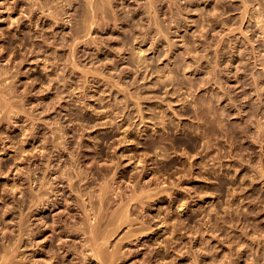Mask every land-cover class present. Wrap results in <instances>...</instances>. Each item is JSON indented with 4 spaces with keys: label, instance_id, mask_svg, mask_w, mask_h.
Listing matches in <instances>:
<instances>
[{
    "label": "rangeland",
    "instance_id": "obj_1",
    "mask_svg": "<svg viewBox=\"0 0 264 264\" xmlns=\"http://www.w3.org/2000/svg\"><path fill=\"white\" fill-rule=\"evenodd\" d=\"M33 1L0 0V91L16 112L0 113V263L28 211L31 240L44 232L14 264L54 261V220L82 217L66 183L81 171L85 193L124 192L105 200L111 264H264V0H111L90 34L87 0ZM28 173L63 181L58 208L22 210L39 188ZM141 186L132 224L109 226Z\"/></svg>",
    "mask_w": 264,
    "mask_h": 264
},
{
    "label": "bare ground",
    "instance_id": "obj_2",
    "mask_svg": "<svg viewBox=\"0 0 264 264\" xmlns=\"http://www.w3.org/2000/svg\"><path fill=\"white\" fill-rule=\"evenodd\" d=\"M28 1V0H27ZM30 1H33V0H30ZM48 2H50L49 0H47ZM63 1V0H62ZM61 1V2H62ZM150 1V0H149ZM152 1V0H151ZM26 2V1H25ZM34 2V1H33ZM37 4H39V0H37ZM65 3H63L64 5L65 4H67V1H64ZM68 2H71L70 0L68 1ZM88 4V6H89V9L92 11L91 12V14H90V12L88 13V15L90 14V16L88 17L87 15H86V13H85V15L88 17V19H87V17H86V19L84 18V20H85V22H84V25H83V30L85 29V30H87V33L88 34H90V31L93 29V26H94V24H95V21H94V19H93V12L94 13H96L97 12V10H103V9H106V7H107V5L108 4H110V2H111V0H87L86 1ZM36 3V2H35ZM52 3V2H51ZM150 3V2H149ZM243 3L245 4V6H247V0H243ZM37 4H35V5H37ZM45 4V3H44ZM53 4V3H52ZM69 4V3H68ZM67 4V5H68ZM43 5V4H42ZM64 5H62L63 6V8H64ZM70 5H72V3L70 4ZM52 6V5H51ZM54 7H55V5H53ZM58 6H59V4H58ZM58 6H57V8H58ZM33 7V6H32ZM45 7V6H44ZM43 7V8H44ZM54 7H50V9L51 8H54ZM153 7V3L151 2V4H149V8H152ZM36 8V7H35ZM56 8V7H55ZM56 8V9H57ZM56 9H55V11H56ZM52 10V9H51ZM150 10V9H149ZM32 11H33V9H32ZM54 12V10H52V13ZM56 13V12H55ZM54 13V14H55ZM66 13H67V11H66ZM65 13V14H66ZM53 14V15H54ZM57 14H60L59 12L57 13ZM57 14H55V18L57 17V16H59V15H57ZM52 15V16H53ZM57 15V16H56ZM54 17V16H53ZM82 23H83V21H82ZM80 29H82V28H80ZM140 52H143V50L142 49H140ZM0 68H1V65H0ZM2 73V72H1ZM4 73H6L5 71H4ZM2 74H0V76H1ZM6 79V78H5ZM4 80V79H3ZM6 90V89H5ZM5 90H2V91H0V113L1 114H11V113H16L14 110H13V106H14V102H10V101H8L9 100V97H7L8 98V100H7V98H5L6 97V93H5ZM6 95H5V94ZM13 103V104H12ZM15 109V108H14ZM17 112H18V110H16ZM20 111V110H19ZM19 113V112H18ZM10 116V117H9ZM8 117L9 118H11V115H9ZM60 149V148H59ZM47 159H49V158H47ZM51 159V158H50ZM47 160L46 161V163H47V165H46V167H45V173L47 174V172H48V174H50V177H51V175H53L54 176V174H55V172H54V168H53V166H52V162L53 161H51V160ZM66 167V166H65ZM64 167V168H65ZM62 168V167H61ZM68 168V170H70L69 169V166L67 167ZM71 168V167H70ZM72 169V168H71ZM67 170V169H66ZM66 170H64V171H61V174H62V172L65 174V173H67L66 172ZM67 170V171H68ZM44 172V171H43ZM70 172H73V171H70ZM79 172H81V171H78V175L76 174H74L76 177H79L80 178V174H79ZM44 173V174H45ZM52 173V174H51ZM68 173H69V171H68ZM67 173V175H68V177H66V178H68V180H67V186H68V188L71 190V191H76V192H78V194H81V197H82V199H80V200H78V203H77V206H78V208L80 209V213L82 214V217H80V220H77L76 222H75V220H74V222L73 223H67V221H69V220H67L66 221V223H65V225L66 226H63V225H61V221L58 219L59 217H57V220L55 219L54 221V229L55 230H57V229H59V228H62L61 229V231L57 234V236L56 237H52V239L54 238V241L56 242V240L57 241H60V243L58 244V246H56V244H54L55 242H50V239L47 241V245L49 246L48 248H49V252H52V254L51 255H48L47 256V259L48 260H54L52 263H50L49 261H47L46 263L47 264H55V263H58V261L59 260H61V262H60V264H62L63 262V264H67V261H63L64 259H63V257H65L64 255H66V254H69V255H72V254H74V255H76V256H78V257H80V258H82V259H84V261H86L84 264H87V260H89V258L91 259V258H93L96 262H100V264H111V262H113V258L115 259V256L117 255V253H119V247H118V249L117 248H115V249H113L112 251H111V253L109 252V253H107L106 252V249H105V245L107 244L108 245V243H109V238H111L112 237V235L116 232V228L117 227H115V226H113L112 224H114V222L115 223H117L118 222V224H120V222L121 223H125V221H126V219L128 218V216L130 217V215H129V213H128V211H129V208H131L130 206H131V204L132 203H130V202H136V201H139L141 198L143 199L144 198V196H146L147 194V196L149 197V189H147V191H148V193L146 194V187L144 186V188L142 189V186H141V189H138L137 187H136V189H134L133 190V188H132V193H131V195H130V193L128 194V195H130L129 196V198L128 197H126L127 196V194H126V192H125V194H126V198L128 199V201L126 202L125 201V203H123L124 201H123V199H122V203L121 202H119V203H121L120 205V209H116L115 208V212H113L112 214V216H114V217H112L111 218V216H109L110 218H109V221L110 222H108L109 223V226H110V224L115 228V230L113 231V234L110 232V231H112L113 229H111L108 233H106L107 232V230L106 231H104L103 232V230H101V228L103 227V221L105 222V220L103 219L104 218V215H103V213L105 214V212H104V208H107V207H105L106 206V204H105V200L108 198V197H110V196H108L110 193H112L111 192V187H115V186H111V183H110V181H107V180H105V183L103 184V185H101V187L99 188V191H98V193L97 194H94L93 192H91V193H85L84 191H83V189H81V186H83V185H81L80 186V184L76 181H74V179H75V176H73L71 173H69L68 174ZM75 173H76V170H75ZM29 174V173H28ZM46 174H45V176H44V179L43 180H41L42 178H43V176H42V178H40L39 179V177H37L36 179L35 178H31V174H29V181H30V186L33 188V185L35 184V183H38V186H39V188H38V193H35V191H34V193H32V194H25L24 195V199H23V204H24V209H22V210H24V212L25 211H27V210H30L33 206H35L36 207V210L37 211H40V210H45V209H50V208H52L53 210H55L56 208H58V206L60 205V204H62V203H58V198L61 196V198L60 199H64L65 198V195H63V193H62V189L60 188V187H57V186H59L60 185V183H63V181L62 180H59V179H61V178H59L58 177V179L57 180H59L58 182H56L57 183V186H54V185H52L51 183V185H49V187L51 186V188H49V187H46L48 184H49V182L47 183V181H48V179H47V177H46ZM47 174V175H48ZM41 175H43V174H41ZM66 175V174H65ZM100 175V174H99ZM115 175V174H114ZM114 175H113V178H112V180H114ZM34 177V176H33ZM63 177H65V176H63ZM105 177V176H104ZM54 178H56V177H54ZM53 178V179H54ZM81 178H84V177H81ZM107 178V177H106ZM47 179V180H46ZM62 179H65V178H62ZM104 179V178H103ZM111 180V179H110ZM111 180V181H112ZM55 181H56V179H55ZM55 181H51L53 184H55ZM82 181H83V179H82ZM79 182H81V181H79ZM110 183V184H109ZM113 183H115V182H113ZM136 183H138V182H136ZM134 184V188H135V186L137 185V184ZM102 184V183H101ZM113 185V184H112ZM53 186V187H52ZM118 186V185H117ZM30 187V188H31ZM37 187V186H36ZM139 187H140V184H139ZM115 190H113L112 189V191H114V193H112V194H114V195H116V196H119L118 197V200H119V198L121 197V195L124 193V192H122V194L119 192L118 193V190L116 191V189L117 188H114ZM119 190H120V186H119V188H118ZM86 190V189H85ZM94 190V189H93ZM36 191V192H37ZM56 191V192H55ZM92 191V190H91ZM131 191V190H130ZM144 192H145V194H144ZM87 195H88V198H87ZM56 196V197H55ZM86 196V198H84ZM113 196V195H112ZM143 196V197H142ZM151 196V195H150ZM55 197V198H54ZM69 197V196H68ZM72 197V196H71ZM114 198H116V197H113L112 199H114ZM146 198V197H145ZM144 198V199H145ZM150 198V197H149ZM110 199H111V197H110ZM115 200H117V199H115ZM125 200V199H124ZM65 201H66V199H65ZM107 201V200H106ZM121 201V200H120ZM62 202V201H61ZM67 202H68V199H67ZM142 202V201H141ZM140 202V203H141ZM110 203V202H109ZM118 203V204H119ZM76 204V203H75ZM111 204V203H110ZM107 205H108V203H107ZM134 205V204H133ZM137 205V204H136ZM112 206V205H111ZM119 206V205H118ZM68 207H69V202H68ZM110 207V206H109ZM108 207V208H109ZM106 210V209H105ZM114 210V209H113ZM117 210V211H116ZM29 212V211H28ZM28 212L26 213L27 214V216L25 215L24 216V218L22 219V222L19 224V229L21 228L20 226H24V227H22L20 230H18V232L20 233V240H17V241H21V242H23V245H22V243L20 244L21 246H24V247H29L30 245H31V241L33 242V240L35 241V242H37V239L40 237L39 235L42 233V232H44V229H41V227H40V229H39V231H38V233L36 232V234H35V236H33V238H32V240H31V238L30 237H32V234L34 235V232L32 231V226H30V224H29V221H30V214H28ZM107 213H109V210H108V212ZM111 213V212H110ZM111 215V214H110ZM23 216V215H22ZM22 216H21V218H22ZM81 216V215H80ZM106 216H107V214H106ZM106 218H108V217H106ZM105 218V219H106ZM21 220V219H20ZM123 220H125V221H123ZM128 220H129V218H128ZM71 221H73V220H71ZM123 221V222H122ZM129 221H127L126 223H128ZM125 223V224H126ZM129 223H131V222H129ZM117 224V226H118V228L119 227H121L120 225H118ZM132 224V223H131ZM130 225V224H129ZM105 226H107V225H105ZM64 227V228H63ZM43 228V227H42ZM108 228V227H107ZM104 229H106V227H104ZM109 229V228H108ZM49 230V228L47 229V231ZM46 231V230H45ZM46 231V232H47ZM74 233H76V234H74ZM19 235V234H18ZM72 235H74V236H76V235H78L79 237H82L81 239V243L79 244V245H73L74 246V249H71L70 247H66L67 245H66V243H67V241L66 240H64L65 238H67V237H71ZM5 236V235H4ZM16 237V236H15ZM24 237H27V238H25L26 240H24ZM6 238V237H5ZM7 239V238H6ZM17 239H18V237H17ZM6 241V240H5ZM9 241H11V240H9ZM15 242H16V238H15ZM14 242V243H15ZM4 244H5V242H4ZM16 244V243H15ZM15 244H13V245H15ZM34 244H36V243H34ZM19 245V247H21ZM32 246H33V244H32ZM13 247V246H12ZM18 247V242H17V247H16V245H15V249H13V248H11V247H9L10 249H3V250H6L5 251V254H2L1 255V263L0 264H14L15 262L13 261V259L15 260V258H13V257H15V256H17V254H16V250L19 252L20 251V249L18 250V249H16V248H19ZM31 247V246H30ZM2 248V247H1ZM3 248H5V247H3ZM26 250V249H25ZM28 250V249H27ZM29 251V250H28ZM58 251H59V253H61V255L58 253ZM17 252V253H18ZM21 252V251H20ZM20 252H19V254H20ZM25 252V251H24ZM23 251L21 252V254H23L22 256H23V258H24V260L26 259V252L24 253ZM66 252V253H65ZM16 254V255H15ZM19 256V255H18ZM17 256V257H18ZM16 257V258H17ZM28 257V256H27ZM78 257H76L77 259H78ZM32 258V257H31ZM29 259V258H28ZM116 260V259H115ZM114 260V261H115ZM11 263H10V262ZM28 260H26V262H27ZM34 261V260H33ZM46 260H44V262H45ZM82 261V260H81ZM18 263V262H17ZM20 263H22V262H20ZM31 263H33L32 261H31ZM35 263V262H34ZM78 263H80V262H78ZM19 264V263H18ZM24 264H27V263H25L24 262ZM44 264V263H43ZM73 264H77V263H73ZM81 264V263H80Z\"/></svg>",
    "mask_w": 264,
    "mask_h": 264
}]
</instances>
